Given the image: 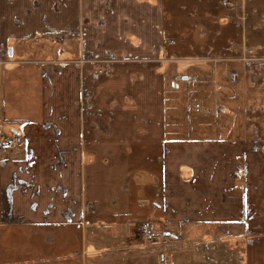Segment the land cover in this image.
Listing matches in <instances>:
<instances>
[{
	"label": "crops",
	"instance_id": "obj_1",
	"mask_svg": "<svg viewBox=\"0 0 264 264\" xmlns=\"http://www.w3.org/2000/svg\"><path fill=\"white\" fill-rule=\"evenodd\" d=\"M224 4L0 0V134L24 137L0 152V264L54 257L46 251L52 244L67 259L80 248L91 257L93 244L116 237L99 239V230L120 227L131 210L141 218L147 204L156 209L148 216L160 211L176 227H247L253 264H264V124L255 122L242 139L233 125L204 124L193 114L183 128L167 122L183 94L171 82L201 68L199 54L178 52L220 56L236 46L231 31L241 39L239 24L227 23L241 14ZM205 27L221 38H176ZM84 56L95 61L78 63ZM37 242L47 244L43 251Z\"/></svg>",
	"mask_w": 264,
	"mask_h": 264
},
{
	"label": "rangeland",
	"instance_id": "obj_2",
	"mask_svg": "<svg viewBox=\"0 0 264 264\" xmlns=\"http://www.w3.org/2000/svg\"><path fill=\"white\" fill-rule=\"evenodd\" d=\"M240 2V4H234L233 0H224L226 9L235 8L241 14V18L235 20L231 18L227 21L231 26L236 22L241 29L240 40L237 35L233 36V31L230 32L231 37L229 38L232 42H236L234 48L231 45L230 51L223 52L220 56L201 51L178 52V55L193 54L192 57H197L196 55L199 54L201 68L194 71L197 76L177 77V80H173L178 84V87H174V83L171 82L173 88H179L182 84L178 91L183 94L180 97L177 96L178 98L174 99L172 106H169L167 122L169 127L171 126L170 128H173V125L183 128L184 124L189 122L190 114H193L194 119L197 117L204 124L229 123L236 128V131H233L236 132L235 135L242 134V139H246V135H251L253 132L249 128H253L255 122L257 125L264 124V110L257 113L254 111V108L264 106V0H240ZM210 22L208 24L214 26L217 20H210ZM228 24L227 31L230 29ZM205 28L196 29L191 37L179 34L176 38L182 43L196 44L212 42V37L221 38L208 34L209 28ZM39 39H41V44H46L48 38L45 40L36 38L37 41L34 40V42H39ZM56 41L64 46L67 40ZM50 42L55 43L52 39ZM178 57L185 58V56ZM106 61L105 59L104 62ZM202 64H205L206 67H202ZM187 83L194 84L191 88L192 92H188V95L185 86ZM256 94H259L260 97L253 101V95ZM187 96L190 99L185 98ZM198 104L200 105L199 109H197ZM245 129L247 130L245 131ZM179 135L181 136V134ZM133 205L131 207H134ZM153 206L152 204L146 205L147 211L143 214L147 217L142 214L140 218L137 216L139 212L131 210L129 221L122 219V228L114 226L99 230L97 232L99 239L105 235L115 234L116 237L113 242L107 239L104 243L93 244L94 253L90 254L91 257L84 253L85 248L83 250L80 248L77 250V256L74 251L71 254L72 257L67 259V256H64L67 253L63 254L59 249L56 250L59 244H52L54 248H50V250L47 248L46 251H51V254L58 253L54 257L52 255L48 257L46 254H43V257H35L41 255V253H35L33 263L253 264V234L247 227L233 228L229 225L220 226L201 222L176 227L169 222L162 221L163 217L160 216V211H157L155 218H152L156 212ZM148 211L152 215L148 216L146 214ZM145 220H150L160 233L157 242L152 243L142 237L140 224ZM43 232V230H34V234H32L41 236ZM46 246L45 243L43 245L37 242L35 248H40V251H43Z\"/></svg>",
	"mask_w": 264,
	"mask_h": 264
},
{
	"label": "built area",
	"instance_id": "obj_3",
	"mask_svg": "<svg viewBox=\"0 0 264 264\" xmlns=\"http://www.w3.org/2000/svg\"><path fill=\"white\" fill-rule=\"evenodd\" d=\"M92 61L94 62L93 58H90L88 56L83 57L82 59L78 60V63L88 62ZM99 62L104 60H97ZM102 72V70H100ZM174 83V87H178V84L176 82ZM200 108V105H197V109ZM24 143V137L20 135L19 133H12V134H0V152L1 151H7L14 147H18L23 145ZM140 230L142 233V237L150 242H157L159 239L160 233L154 228L152 222L150 220L142 221L140 224Z\"/></svg>",
	"mask_w": 264,
	"mask_h": 264
},
{
	"label": "water",
	"instance_id": "obj_4",
	"mask_svg": "<svg viewBox=\"0 0 264 264\" xmlns=\"http://www.w3.org/2000/svg\"><path fill=\"white\" fill-rule=\"evenodd\" d=\"M9 54L12 55V50L11 49L9 50Z\"/></svg>",
	"mask_w": 264,
	"mask_h": 264
}]
</instances>
